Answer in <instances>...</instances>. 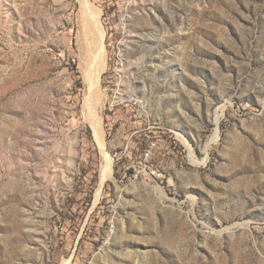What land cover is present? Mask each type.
<instances>
[{
  "label": "rangeland",
  "instance_id": "obj_1",
  "mask_svg": "<svg viewBox=\"0 0 264 264\" xmlns=\"http://www.w3.org/2000/svg\"><path fill=\"white\" fill-rule=\"evenodd\" d=\"M89 1L97 201L83 0H0V264H264V0Z\"/></svg>",
  "mask_w": 264,
  "mask_h": 264
},
{
  "label": "bare ground",
  "instance_id": "obj_2",
  "mask_svg": "<svg viewBox=\"0 0 264 264\" xmlns=\"http://www.w3.org/2000/svg\"><path fill=\"white\" fill-rule=\"evenodd\" d=\"M89 2H90L89 0H83V7L85 8V11L91 17V24L87 25V28L84 29L83 34L81 33L82 37L87 40V45L92 50V53H93L92 55H94V57H92V60H93L92 68L89 70L88 67L83 66V72L85 75V79L86 81H88L90 85V92L88 95L85 96V100H84V107L86 110L85 118H87V120L90 122L92 126L94 136L99 142L100 149L105 159V162L102 165V169H101L100 185L96 192V201H97L100 197L105 181L109 179L110 177H112L113 159H112V156L105 150L102 119L98 113V103H99V98H100V93H99L100 80L106 68L105 47H104L105 32L103 30L102 25L100 26V24H98L95 21V18L91 16ZM94 13L96 14L97 18H100V12L98 13L94 11ZM220 117H221L220 114L216 115L217 124L220 120ZM218 137H219V129L217 127L216 132L214 136L212 137L213 138L212 141H215ZM183 139L188 144V141L185 138ZM190 153H191V158L195 163L202 164V163L207 162L208 157H205L203 160L197 159L194 155V150H192V148L190 149ZM155 190L159 191L161 194H164V190L161 187H156ZM66 264H69V262H67Z\"/></svg>",
  "mask_w": 264,
  "mask_h": 264
},
{
  "label": "built area",
  "instance_id": "obj_3",
  "mask_svg": "<svg viewBox=\"0 0 264 264\" xmlns=\"http://www.w3.org/2000/svg\"><path fill=\"white\" fill-rule=\"evenodd\" d=\"M145 101L146 99L145 98H139V97H133L129 100H127L128 104H131L132 106H135V107H144L145 105ZM147 103V102H146ZM155 141H152L151 145L155 146ZM148 147H150V144H148ZM147 148V147H146ZM143 153H142V157L145 159V160H149L150 158V155H151V149H143ZM140 174H143V171L142 173L141 172H137L136 173V178L139 177ZM156 174V171H154L152 173V175H155ZM146 179L149 180V174L146 176Z\"/></svg>",
  "mask_w": 264,
  "mask_h": 264
},
{
  "label": "trees",
  "instance_id": "obj_4",
  "mask_svg": "<svg viewBox=\"0 0 264 264\" xmlns=\"http://www.w3.org/2000/svg\"><path fill=\"white\" fill-rule=\"evenodd\" d=\"M144 148H145V147H144ZM144 148H143V149H144ZM130 171L132 172V170H131V169H130Z\"/></svg>",
  "mask_w": 264,
  "mask_h": 264
}]
</instances>
